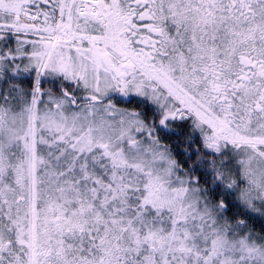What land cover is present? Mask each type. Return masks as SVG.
<instances>
[{
  "label": "snow or ice",
  "instance_id": "obj_1",
  "mask_svg": "<svg viewBox=\"0 0 264 264\" xmlns=\"http://www.w3.org/2000/svg\"><path fill=\"white\" fill-rule=\"evenodd\" d=\"M0 264H264V0H0Z\"/></svg>",
  "mask_w": 264,
  "mask_h": 264
}]
</instances>
